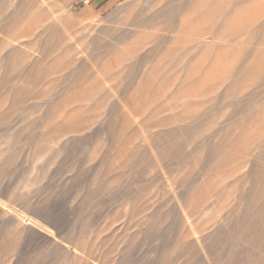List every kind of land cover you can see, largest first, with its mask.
Instances as JSON below:
<instances>
[{"label": "rangeland", "instance_id": "1", "mask_svg": "<svg viewBox=\"0 0 264 264\" xmlns=\"http://www.w3.org/2000/svg\"><path fill=\"white\" fill-rule=\"evenodd\" d=\"M42 2L0 0V264H264V0Z\"/></svg>", "mask_w": 264, "mask_h": 264}, {"label": "bare ground", "instance_id": "2", "mask_svg": "<svg viewBox=\"0 0 264 264\" xmlns=\"http://www.w3.org/2000/svg\"><path fill=\"white\" fill-rule=\"evenodd\" d=\"M47 1L48 0H43L42 3L47 4ZM17 9H18V7H17ZM166 12H168V11L165 10V11L161 12L159 15L154 16V18H152V19L143 18V16L140 15L136 18V23L138 25H148L150 22H152L153 20H155L157 18H165L167 21H169V17H167ZM13 17H14V14H13ZM172 20H173V18H170V21H172ZM76 146H77V143H71L70 147L64 146L63 151L65 153H69V152H71V150H74ZM262 146L264 147V144ZM263 158H264L263 154H258L256 157L253 158L252 163H251V171H250L251 176H253V177L258 176L261 179H264V159ZM255 197H256V195L251 194V193L244 195V198H243L244 202H245L244 214H243V216L236 218L235 221L233 222L234 225H236V224L237 225L238 224L243 225L244 227H246L248 229V232L245 234L244 238H246V237L252 238L255 231H258L259 229H261V231L262 230L264 231L263 227L257 226V214L259 213L260 210H259V206L255 203ZM263 211H264V209H263ZM31 232H33V231H31ZM221 234H222L221 231H218V232H215L213 235L209 236L207 238L208 242H210L209 245H211L213 247L215 245L218 247L219 243L221 242V240H220ZM214 240H215V242H212ZM213 243H214V245H213ZM220 251L222 253V261L224 260L226 262V264H238V263L243 262L242 255H239V254L230 255V254H228L227 256L226 255L224 256V251L223 250H220Z\"/></svg>", "mask_w": 264, "mask_h": 264}]
</instances>
